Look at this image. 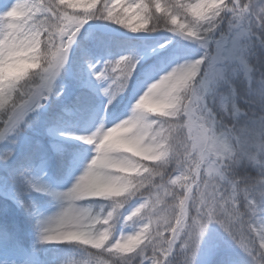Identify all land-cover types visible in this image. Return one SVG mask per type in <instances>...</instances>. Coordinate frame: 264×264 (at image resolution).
Listing matches in <instances>:
<instances>
[{
  "label": "clouds",
  "instance_id": "9594fccd",
  "mask_svg": "<svg viewBox=\"0 0 264 264\" xmlns=\"http://www.w3.org/2000/svg\"><path fill=\"white\" fill-rule=\"evenodd\" d=\"M96 22L159 35L167 58L137 76L127 55L93 72L103 102L62 163L66 187L28 180L54 210L39 242L67 264H264V0H6L0 7V162L53 98ZM128 97L125 108L114 109ZM87 246V247H86ZM65 264V262H62Z\"/></svg>",
  "mask_w": 264,
  "mask_h": 264
},
{
  "label": "rangeland",
  "instance_id": "374dc122",
  "mask_svg": "<svg viewBox=\"0 0 264 264\" xmlns=\"http://www.w3.org/2000/svg\"><path fill=\"white\" fill-rule=\"evenodd\" d=\"M5 3H6V0H0V7H2ZM100 23L101 22H96L95 24L90 25L86 29V31H85L84 35L82 36V38L80 39V41L78 42V45L74 50L72 61L70 63L68 72L66 73V75L64 76V78L62 80V84L66 85L64 95L61 96L59 99L53 98L50 102H48L46 104L45 108H43L41 110L42 113L39 114L38 120H36L33 123V127L29 131L24 133V135L20 138V143L16 147L14 157L12 159H10L7 164L0 162V197L4 196L6 198L9 197L12 199L14 198L16 200L20 199V200H23L25 202H27L28 198L31 197V196L28 197V195H25L24 193H20V192L16 191V189L13 188L7 180H4L2 178V175L6 174L7 172L10 171L14 162L18 159V157L21 156L20 154L25 150L24 147H26L27 145H29L32 142L34 136H36V135L40 136L41 134L44 135V133H45V131L49 125L48 114L51 113L52 111L57 110V109L58 110L64 109L65 105L69 101H71L73 99V97L78 92H81L80 91L82 89L81 83L83 82L84 78L82 77V72L79 71L78 66H77V64L80 65V63L78 62L79 56H80L79 54H81V56H83V53L90 52L89 48H87L88 45L86 44L85 40L89 37L88 33L90 31H92V30L95 31L94 29L99 28ZM143 36L145 37V35H143ZM153 36H155V35H153ZM153 36H146V37H153ZM160 42H161V39L157 42L148 43V44L139 46L135 49L134 54L131 56L134 57L135 59L139 60L140 65H139V68L137 71V76H136V78H134L133 82L137 81L140 78L141 74L144 73L146 69H148L151 65H154L153 63H156L157 60L158 61L161 60L159 58H161V57L167 58L170 55V53L172 51H174L176 48V45H173L167 50L159 51L158 45ZM93 53H94V51H93ZM121 56H118L115 58H109L108 57L109 59H105L104 61H101L102 62V63L100 62L101 68H99V69L101 70L103 65L107 61H110V60L115 61L116 59H118ZM100 86L102 89L103 85H100ZM102 99H103V97H102ZM102 102H103V100H101V103L95 108L94 111L92 110V113L90 115L89 122L87 125H85L84 127H79V128L70 127L67 132H70V134L73 137L75 135L81 134L82 131L93 120L96 119V114H97ZM39 136H37V138H36L37 141H41ZM77 143H80V142L77 141ZM76 156H74V157H76ZM50 162H51V160L47 156V157H44L42 162L37 164V166H33L31 168L24 170L22 172V174L19 175L20 178H22L24 184L26 186H28V180L44 179L48 183H50L53 187H57V188L66 187L67 184L70 182L71 176L74 174L75 171H78V168H72V171L69 174V176L67 177V179H65L64 181H62L59 184H56L54 182H51L52 178L50 176V174H51L50 173L51 172ZM15 178H17V177L15 176ZM0 205L3 206V208L5 207L4 202H2L1 198H0ZM53 210H54V206H53V202L51 200L49 203H47L46 205L42 206L39 209L38 214L47 215L48 213H50ZM2 219H5V217ZM33 237H34L35 241L39 242L38 235L36 232V228L34 229ZM220 252L222 254H226L227 257H230V256L233 257V256L238 255L235 252V250L230 248L227 244H222L220 246V248L212 250L211 258L218 255ZM0 264H38V263H36L35 260L33 259V257L28 255V254L24 253L22 255H16L12 252H3L2 250H0Z\"/></svg>",
  "mask_w": 264,
  "mask_h": 264
},
{
  "label": "trees",
  "instance_id": "16d2710c",
  "mask_svg": "<svg viewBox=\"0 0 264 264\" xmlns=\"http://www.w3.org/2000/svg\"><path fill=\"white\" fill-rule=\"evenodd\" d=\"M102 27V28H101ZM96 33L98 34L99 39L111 37L112 40V47H110V50H112L113 53H116L120 51L122 47L132 46L135 42H140L142 40H148V38L151 37H144L143 34L140 35H133L129 32H126L123 29L117 28L114 25L106 24L101 22L99 24V28L94 29ZM159 35H155L153 37H157ZM86 44L88 45L87 48H89L90 52L83 53V56L79 54V60L78 62L80 65L77 64L78 69L80 72H82L83 82L81 83L82 89L81 92H78L76 97L73 101H71L70 105L71 108H76L80 114H87L88 111L91 110L92 105L94 104V101L96 100V96L99 97L100 90L98 88L99 84L95 81L94 77L92 76V73L90 69L88 68V64H95L96 56L97 54H92V48L93 45L91 44L92 39L88 38L85 40ZM136 84V83H135ZM133 85V87L135 86ZM125 99H128V97H124L122 102L117 106L119 107ZM120 109H115L114 113H118ZM70 113L67 110H55L48 114V130L46 131L47 138L48 139H57L59 136H64L66 134V128L68 125H70L69 122ZM60 141H64L66 144H75V142L72 139H59ZM53 152L55 154H59L57 152L56 148H53ZM35 153V154H34ZM37 150L31 151L26 158H24L21 161V164L23 165L27 164L28 161H31L34 158V155L37 156ZM68 158L64 155H60L56 158V168L59 171L66 168V166L62 163V161H66ZM34 213H36L34 208ZM34 215V214H33ZM35 217V215H34ZM26 219V218H25ZM27 220V219H26ZM19 230V229H17ZM46 246L47 250L55 255L56 257L61 258L62 261L65 260H81L84 259L86 254L79 249L78 247L74 245H68V244H49L44 245ZM87 247V246H86ZM60 260V259H59ZM61 262V261H60Z\"/></svg>",
  "mask_w": 264,
  "mask_h": 264
},
{
  "label": "snow or ice",
  "instance_id": "6c2138e0",
  "mask_svg": "<svg viewBox=\"0 0 264 264\" xmlns=\"http://www.w3.org/2000/svg\"><path fill=\"white\" fill-rule=\"evenodd\" d=\"M129 57V59H135L134 57H132V56H128ZM135 60H137V59H135ZM90 68H91V70L93 71V72H97V68H98V66L97 65H94V66H90ZM101 71V70H100Z\"/></svg>",
  "mask_w": 264,
  "mask_h": 264
}]
</instances>
